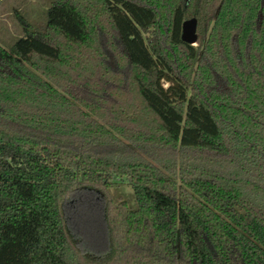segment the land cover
<instances>
[{"label": "trees", "instance_id": "1", "mask_svg": "<svg viewBox=\"0 0 264 264\" xmlns=\"http://www.w3.org/2000/svg\"><path fill=\"white\" fill-rule=\"evenodd\" d=\"M13 13L0 264H264V0H49L39 28Z\"/></svg>", "mask_w": 264, "mask_h": 264}, {"label": "rangeland", "instance_id": "2", "mask_svg": "<svg viewBox=\"0 0 264 264\" xmlns=\"http://www.w3.org/2000/svg\"><path fill=\"white\" fill-rule=\"evenodd\" d=\"M49 0H0V44L8 49L12 40L22 33L13 10L17 9L34 28H39L45 19V8ZM193 42V44H195ZM165 86L168 81L162 79ZM114 192L132 200V191L124 176L113 177Z\"/></svg>", "mask_w": 264, "mask_h": 264}, {"label": "water", "instance_id": "3", "mask_svg": "<svg viewBox=\"0 0 264 264\" xmlns=\"http://www.w3.org/2000/svg\"><path fill=\"white\" fill-rule=\"evenodd\" d=\"M196 19L194 16L184 18L180 24V39L189 43H193L197 39L195 31Z\"/></svg>", "mask_w": 264, "mask_h": 264}, {"label": "crops", "instance_id": "4", "mask_svg": "<svg viewBox=\"0 0 264 264\" xmlns=\"http://www.w3.org/2000/svg\"><path fill=\"white\" fill-rule=\"evenodd\" d=\"M1 45V44H0Z\"/></svg>", "mask_w": 264, "mask_h": 264}]
</instances>
